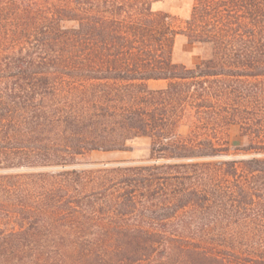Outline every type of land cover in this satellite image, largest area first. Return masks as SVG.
I'll use <instances>...</instances> for the list:
<instances>
[{"label":"trees","instance_id":"obj_1","mask_svg":"<svg viewBox=\"0 0 264 264\" xmlns=\"http://www.w3.org/2000/svg\"><path fill=\"white\" fill-rule=\"evenodd\" d=\"M158 1L0 0V264H264V0Z\"/></svg>","mask_w":264,"mask_h":264},{"label":"rangeland","instance_id":"obj_2","mask_svg":"<svg viewBox=\"0 0 264 264\" xmlns=\"http://www.w3.org/2000/svg\"><path fill=\"white\" fill-rule=\"evenodd\" d=\"M193 2L194 0H162L154 3L153 8L154 10L167 11L180 19H184L189 16ZM209 54L210 50L208 47L200 44H190L184 37H178L173 49V60L191 67ZM165 83V81H152L150 82V85L152 87H160L164 86ZM188 129V124L183 123L179 127V132L186 134ZM227 137L231 152L229 157H231L234 156L236 148L244 145L246 140L241 136L240 129L237 125H231L228 128ZM127 144L128 148L125 150L93 151L86 157L79 159L72 167L87 168L99 162H127L132 164H141L149 161L152 144V139L149 136H135L130 139ZM49 170L58 171L61 170V168L53 167Z\"/></svg>","mask_w":264,"mask_h":264}]
</instances>
